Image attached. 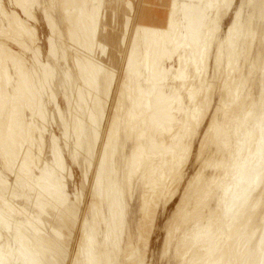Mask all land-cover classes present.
Wrapping results in <instances>:
<instances>
[{
    "label": "bare ground",
    "instance_id": "6f19581e",
    "mask_svg": "<svg viewBox=\"0 0 264 264\" xmlns=\"http://www.w3.org/2000/svg\"><path fill=\"white\" fill-rule=\"evenodd\" d=\"M165 3L118 72L107 0H0V264H149L178 193L165 264H264V0Z\"/></svg>",
    "mask_w": 264,
    "mask_h": 264
},
{
    "label": "rangeland",
    "instance_id": "374dc122",
    "mask_svg": "<svg viewBox=\"0 0 264 264\" xmlns=\"http://www.w3.org/2000/svg\"><path fill=\"white\" fill-rule=\"evenodd\" d=\"M131 1H132V3H128V0H107L105 10H106L107 16L111 17V19H112L111 24L108 26V30H111V31L113 30L112 32L116 33L117 39L115 41H113L111 44L108 43V45L106 46L107 51L105 50V51L101 52V49L100 50L98 49L97 50L98 53H97V51L95 53V54H97V56H99V57L101 56L100 58H102V59H111L112 64L115 66V69L118 72L120 71V69H121L120 66L123 63L122 62L123 59L120 56V54H123V52H120V50L121 49L124 50V48H123V46H121L120 37L122 36L124 22L126 21V18H124L125 14H127V13L131 14V12H132V14H131V16H132L134 14V9L136 10V12H137V10L138 11H140V10L141 11L142 10L151 11L153 9H160L162 11L168 10V6L166 5L165 0H148V2H144V0H131ZM52 12H53V14H57L58 10L53 9ZM136 12H135V14H136ZM38 14H39L40 19L37 20L38 22L35 21L34 23L37 25V28H38V31L40 32V34H42L41 36L44 38L43 48L45 49V46L47 44L46 43V36H47V34L50 33V30L46 24V21L42 18V15L40 13H38ZM238 36H239V41L241 43L243 41V36L242 35H238ZM250 39H251V35H250ZM256 39H257V37H256ZM248 44H250V43H248ZM233 49H234L233 54L235 57H237L239 55V50H235V49H237L236 47H234ZM99 51L101 53H99ZM59 93H60V94H58L59 103H60L61 107L63 108V110L64 109L66 110L67 106H65V104L67 105V102L64 99V97L62 96V93L61 92H59ZM215 95H217V94H215ZM234 100H236V98H234ZM235 104H236V102H234L233 105H235ZM52 106H53V104L51 103L50 108L54 109V106L53 107ZM52 123L53 122L50 123L51 128L50 127L49 128L53 131L55 129L56 130L55 133L57 135L60 134L58 136H61L62 135L61 134L62 128L60 126L61 123L59 122V120L54 121L53 124ZM52 125L53 126L56 125V126L53 127ZM63 141H61L62 144H64ZM65 153H66V158L71 159L68 152L66 151ZM67 162L72 167V170H73L72 172H73V177H74L71 180L70 185H72V186H70V187L74 188V184H76V187L78 186L77 189L81 190L84 186L83 185L84 178L82 179L83 175L81 174L82 173L81 170H79L80 167L76 163H74V166H73V163H71V162H73L72 160L67 159ZM76 171H78V172H76ZM10 177L12 178V175ZM76 177H78V178H76ZM81 179H82V181H81ZM85 183H87L86 180H85ZM83 192H85V191L83 190ZM82 195L83 194H81V196ZM83 196H82V199H83ZM178 198H179V193L177 195H175V197L173 198V200L169 204H167L165 210H163V209L158 210L159 216L156 220L158 226L156 228V231L152 235L151 243L149 245L150 247L148 248V251H147L149 264H165V260L162 259L161 252H160L161 251L160 246H162L161 244L163 242V239H164L163 237L165 235V232H164L165 230H164V228H161V227H163V224L167 220V216L171 212L170 210H172V208L174 207L175 201H177ZM158 228H159V230H157Z\"/></svg>",
    "mask_w": 264,
    "mask_h": 264
}]
</instances>
